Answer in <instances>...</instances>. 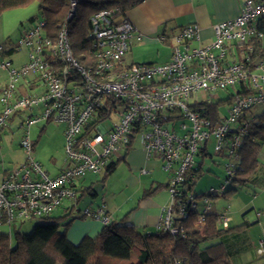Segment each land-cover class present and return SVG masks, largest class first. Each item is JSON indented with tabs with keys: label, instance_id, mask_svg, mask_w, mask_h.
<instances>
[{
	"label": "built area",
	"instance_id": "2783aa9c",
	"mask_svg": "<svg viewBox=\"0 0 264 264\" xmlns=\"http://www.w3.org/2000/svg\"><path fill=\"white\" fill-rule=\"evenodd\" d=\"M81 1L68 0L64 22L53 34L41 15L20 31L11 49L26 50L24 63L0 61V70L8 76L0 94V130L17 116L25 157L0 181V226L10 229L15 222L45 219L64 208L102 225L110 223L112 217L102 203L76 208L78 181L86 174H103L136 140L168 176L170 198L156 228L182 234L174 219L188 213H198L196 225L203 226L212 196L236 185L232 179L246 134V112L256 105L264 107V55L254 57L248 42L264 38L256 28L264 16V0H242L234 18L212 25L209 42L201 41L196 22L159 34L157 41L171 48L169 59L160 63H126L131 39L139 41L142 35L118 8L100 9L89 17L90 60L84 64L73 53L67 28ZM23 79L39 90H19ZM229 89L225 112L218 107L211 118L206 103ZM39 122L64 126L63 163L54 176L31 154L30 128ZM208 144L221 160L224 177L198 194L192 187L194 169L201 154H208ZM225 213L218 217L224 227ZM258 244L262 252L264 239Z\"/></svg>",
	"mask_w": 264,
	"mask_h": 264
},
{
	"label": "crops",
	"instance_id": "0c3cea01",
	"mask_svg": "<svg viewBox=\"0 0 264 264\" xmlns=\"http://www.w3.org/2000/svg\"><path fill=\"white\" fill-rule=\"evenodd\" d=\"M241 3L242 0L140 1L124 11V16L142 35L139 41L131 39L129 50L124 58L125 62L160 63L168 60L171 53L170 45L158 42L156 37L161 33L175 32L179 27L191 22L198 24L202 42L211 41L213 39L212 25L234 18L240 11ZM37 5L36 1V11ZM32 13L33 9L27 5L0 12V61L9 60L15 66L26 61L27 52L25 49L14 52L11 47L20 31L35 19L32 18ZM260 45L264 50V38ZM135 49L146 55L147 58H141L146 60H133L135 56L132 53ZM7 81V73L0 70V94L6 87ZM18 89L34 92L39 90V88L35 89L32 81L28 79L21 80ZM227 98L218 101L219 103L225 102V106H227ZM1 108L0 102V110ZM246 116L261 117L264 121V107L261 105L252 107L246 112ZM15 118L17 120L14 127L13 119ZM18 122L17 116L11 117L0 130V181L7 170L23 162L25 158L19 146L21 130L18 127ZM7 127H12L13 130H6ZM214 159L217 158L214 157ZM257 161V167L247 183L235 185L233 193L223 196V198H215L211 202V212L220 214L226 211V227L222 228L219 224L223 232L213 242L221 244L231 264H264V246L262 252L257 251L259 240L264 239V140L259 143ZM115 162H117L116 168L109 176L119 168V165L121 166L122 162L126 174L118 187L129 190L126 198L107 195L108 197L105 199L104 195H99L97 189L101 178H94L89 183L82 182L77 204L81 200L84 201L83 207L102 203L113 220L121 223L120 220L123 218L125 224L143 229L144 232L156 230L160 212L168 204L170 198L163 186L167 182V174L165 173L164 179H161L156 173L161 169L160 161L157 158L148 157L136 140ZM62 163L63 157L61 164L55 165L50 172L42 167L50 176H54L58 173ZM108 177L101 183V186L105 187ZM153 189L156 190L152 194H146L148 190ZM90 190L94 193L90 194L88 192ZM115 192H117L116 189L113 190V193ZM76 208L81 207L77 206ZM256 212H259L258 216H256ZM60 214L66 217L65 221H70L66 230V238L72 243H77L85 235L94 236L102 227L100 221L75 215L76 213L70 212L67 208L58 210L53 216ZM0 232L11 234V228L2 225Z\"/></svg>",
	"mask_w": 264,
	"mask_h": 264
},
{
	"label": "trees",
	"instance_id": "16d2710c",
	"mask_svg": "<svg viewBox=\"0 0 264 264\" xmlns=\"http://www.w3.org/2000/svg\"><path fill=\"white\" fill-rule=\"evenodd\" d=\"M31 1L33 0H0V12L26 6ZM36 1L37 14L45 19L47 30L51 34L55 33L57 27L64 22L68 0ZM140 1L142 0H82L77 5L75 14L67 21L70 46L78 62L84 64L90 60L88 28L92 13L107 8H118L124 12ZM256 28L264 34V16L257 20ZM248 42L253 47L254 57L263 55L261 40L253 38ZM218 107L219 101H216L206 103L205 109L211 118H215ZM245 120L247 126L239 152V169L237 168L232 179L236 185L250 180L257 167L259 143L264 140V121L261 117L246 116ZM213 157L216 156L209 152L206 155L202 153L197 160L193 188L205 159L221 164L220 158ZM116 165L117 162H111L106 166L101 183L114 171ZM163 186L166 188L167 185ZM228 188L224 193L212 196V200L235 191L234 185H229ZM155 190H148L146 194H152ZM197 214L188 213L186 217L174 219V225L182 227V234L171 235L158 228L144 232L143 229L125 224L122 218L121 223L112 219L110 223L102 225L94 236L85 235L77 243L66 238L70 221L63 220L66 218L64 215H52L38 220L29 233L18 230H14L13 235L0 232V264H101V257L107 258L102 261L103 264H110V258L116 260L110 261L111 264H121V261L132 258L133 261L129 264H231L221 244L213 242L223 232L224 226L218 221L219 214L209 210L205 214L203 226L196 225Z\"/></svg>",
	"mask_w": 264,
	"mask_h": 264
},
{
	"label": "rangeland",
	"instance_id": "374dc122",
	"mask_svg": "<svg viewBox=\"0 0 264 264\" xmlns=\"http://www.w3.org/2000/svg\"><path fill=\"white\" fill-rule=\"evenodd\" d=\"M27 6H29L30 9H33V13H32L33 18L38 17L37 16L38 14L36 11V0L31 1ZM120 14L121 13H118L116 15V18H119ZM141 53L142 52L140 50L135 49L134 52L132 53L135 56L133 60H137V61L146 60V59H141V58H147L146 55L141 54ZM228 91H219L217 93V96L213 99V102H216L219 99L224 100L226 97H229V93H231L232 90L229 89ZM225 107H226L225 102L219 103L220 112L225 111ZM16 120H17L16 118L13 119L14 127H15ZM103 123L107 124V121H104ZM63 127L64 126L61 123L39 122L37 124L32 125L30 128L31 140L34 141L31 154L33 155V158H35V160L38 161L49 172L52 171V168L55 165H59L62 162V157H63L62 154H63V147H64V138L62 134ZM10 129H12V127L6 128V130H10ZM16 133L19 134V132H16ZM207 147H208L209 154L210 155L213 154L211 145L208 144ZM20 155L22 156V154ZM120 164L121 166L119 165L118 166L119 168H117L116 171L111 176L108 177L105 187L101 186V183H98L99 186H97V189H98L99 195L101 196L104 195L105 199H107L108 196L118 197V198L121 197L125 199L126 195L128 194L129 190L127 188L121 189L118 187V184L122 182L123 177L126 174V172L123 169V163L121 162ZM156 173L158 176H160L161 179L162 178L164 179V176L166 175L165 171L161 169L157 170ZM199 173L200 175L195 184V191L198 194L205 192V190H207L211 186H214V187L217 186L222 181V178L224 175V171H223L221 164H219L218 162H212L208 158L205 160L202 167L199 168ZM101 177H102V174H98V175L86 174V176L83 179L79 180L78 183L80 185L82 184L83 181H85V183H89L92 179L94 178L100 179ZM114 189H116L117 192L113 193ZM219 197L223 198V195ZM77 206L83 207L84 201L82 200L79 201ZM63 220H65V218ZM37 221L38 220L34 218V219H29L23 222H15L11 226V234L13 233L14 230H18L21 233H29ZM105 259L107 258L101 257L100 259L101 264H103L102 261ZM110 261L113 262L116 260H112L110 258ZM110 261L108 263L111 264ZM131 261H133V258L129 261H121V264H129V262Z\"/></svg>",
	"mask_w": 264,
	"mask_h": 264
}]
</instances>
